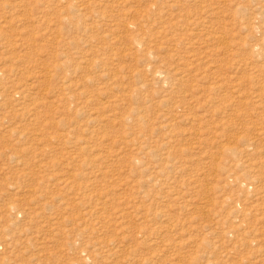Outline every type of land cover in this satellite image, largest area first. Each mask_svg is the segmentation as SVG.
I'll return each mask as SVG.
<instances>
[{
	"label": "rangeland",
	"instance_id": "374dc122",
	"mask_svg": "<svg viewBox=\"0 0 264 264\" xmlns=\"http://www.w3.org/2000/svg\"><path fill=\"white\" fill-rule=\"evenodd\" d=\"M73 2L0 0V264H264V0Z\"/></svg>",
	"mask_w": 264,
	"mask_h": 264
},
{
	"label": "bare ground",
	"instance_id": "6f19581e",
	"mask_svg": "<svg viewBox=\"0 0 264 264\" xmlns=\"http://www.w3.org/2000/svg\"><path fill=\"white\" fill-rule=\"evenodd\" d=\"M72 1V0H71ZM74 6H76V7H81L83 10H87L88 9V7H87V4H86V2H85V0H74V2L72 3ZM93 7H94V9L97 7V8H99L100 7V4L99 3H92L91 4ZM210 5V4H209ZM204 8V7H203ZM208 9H210V6H208V8H205L204 10L206 11V13L208 12ZM101 10V9H100ZM97 11V9L95 10V12ZM99 11V10H98ZM97 11V12H98ZM179 11H183V10H179ZM186 11V13L183 11V13L184 14H179L180 12H178V14H179V16H182V18L184 17L185 19L186 18H188V20H189V17H190V13H188L187 12V10H185ZM204 11V12H205ZM190 12V11H189ZM101 13V12H100ZM97 14V13H96ZM102 14V13H101ZM176 14V13H175ZM210 14L212 15V13H211V10H210ZM99 15V14H98ZM100 16H102L103 17V14L102 15H100ZM183 18V19H184ZM191 19V18H190ZM187 20V19H186ZM187 20V21H188ZM195 20H198V18H196V17H193L190 21H189V23H188V25H186V26H188V27H190L189 25H191V24H194V22H196V23H198L197 21H195ZM185 21V20H184ZM199 21V20H198ZM187 23V22H186ZM195 23V24H196ZM136 25H133V28L135 27ZM192 26V25H191ZM193 26H195V25H193ZM192 26V27H193ZM129 27V25L128 24H125L124 25V29L127 31V28ZM137 27V26H136ZM187 27V28H188ZM135 29V28H134ZM99 40H101V39H99ZM101 42V41H100ZM133 48L134 49H136L137 47H140V46H142L143 47V44H145V42H143V39L142 38H140L139 37V35H137V37H134V40H133ZM110 48V47H109ZM111 49V48H110ZM143 49V48H142ZM103 50H106V49H103ZM107 50H109V49H107ZM107 52H105V54H106ZM117 53V52H116ZM116 53H113L112 52V54L114 55V54H116ZM117 55V54H116ZM88 56V55H87ZM99 63V62H98ZM103 63V62H102ZM100 66V65H99ZM101 68H102V66H101ZM107 70V69H106ZM102 71V70H101ZM101 71H99L100 73H103V72H101ZM160 71V70H159ZM105 72V71H104ZM106 73V72H105ZM162 73V72H161ZM174 73H176V72H174ZM168 81V80H167ZM18 88V87H17ZM20 88V87H19ZM131 94H133V93H131ZM134 110V109H133ZM130 115V114H129ZM90 118V117H89ZM92 118V117H91ZM94 118V117H93ZM92 120V119H91ZM91 122V121H90ZM89 122V123H90ZM102 123V122H101ZM104 123V122H103ZM107 136V135H106Z\"/></svg>",
	"mask_w": 264,
	"mask_h": 264
}]
</instances>
